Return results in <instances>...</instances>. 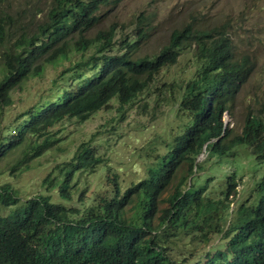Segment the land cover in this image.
Masks as SVG:
<instances>
[{"label": "trees", "instance_id": "obj_1", "mask_svg": "<svg viewBox=\"0 0 264 264\" xmlns=\"http://www.w3.org/2000/svg\"><path fill=\"white\" fill-rule=\"evenodd\" d=\"M118 2L53 0L45 16L32 23L34 33L23 32L15 37L10 36L8 30V25L15 19L0 9V109L13 104V91L31 78L40 76L45 71V63L62 66V61L68 60L73 49L86 51L88 44L83 38L67 43L68 39L77 32L82 35L99 25L101 10ZM221 34L222 45L217 47L211 56L214 58L207 63V72L214 65V69H224L229 74L233 70L231 55L235 49L232 41L223 32ZM112 37L111 29L99 32L95 42L101 50H97L96 56L85 61L83 54L75 66L76 72L64 70L61 79L53 82L54 88L50 92H44L14 122L0 129V161L13 151L18 150L22 154L10 169L7 168L11 176L17 170H30L33 161L40 160L51 151L62 153L64 158L61 176L51 174L41 182L42 197L29 200L26 206L23 205L24 209L18 208L8 216L0 215V264H110L111 259L127 260L129 264H154L149 256L132 254L129 240L138 228L133 220L143 219L137 216L136 199L150 213H159L156 202L171 184L169 170L154 174L135 190L125 193L118 190L117 204L112 212L99 215V221L84 226L82 232L76 229L79 222L70 219L71 209L57 205L50 193L43 194L58 186L61 197H70L73 175L93 161V150L84 144L74 159L63 156L66 150L60 147L73 137L72 131L75 132L76 127L79 129L96 113L107 110V102L114 98L118 99V114H121L148 87L145 80L130 79L110 70L102 49ZM175 55H167L157 65L173 62ZM91 59L97 63L86 72L85 66L91 64ZM94 71L97 74H93ZM76 83L83 86L78 92ZM200 93L197 91L196 95ZM72 120L79 124L54 131ZM178 157L182 158L179 154ZM2 175L0 173V177ZM185 187V184L177 186L167 198L169 207L163 211L161 220L167 224L168 230L174 232L173 237L179 235L184 238L196 230L202 239L208 241L216 233L218 221L227 212L226 200L217 201L207 196L206 188L201 190L191 186L183 189ZM19 195L11 182L0 183V209L16 206L20 202ZM230 195L228 192L226 197ZM128 211L133 212V220L127 218ZM233 223L236 224L234 230H239V233L231 241V252L243 264L256 263L257 257L264 254L262 207L241 204ZM161 255L163 264H181L177 260L170 262L165 249ZM217 257L223 258L221 249Z\"/></svg>", "mask_w": 264, "mask_h": 264}, {"label": "rangeland", "instance_id": "obj_2", "mask_svg": "<svg viewBox=\"0 0 264 264\" xmlns=\"http://www.w3.org/2000/svg\"><path fill=\"white\" fill-rule=\"evenodd\" d=\"M52 2L53 0H0V9L8 17L15 19L8 25L9 35L15 37L23 32L34 33L35 27L32 23L45 16ZM142 11L157 14L158 20L149 37L140 42L137 56L158 53L168 43L171 31L186 24L214 28L226 26L231 22L233 27H239L240 33L245 29L244 35L251 29L260 41L248 51L253 74L232 104L235 133L240 132L247 113H259L264 109V0H122L119 6L103 11V20L87 38L115 25L118 27L115 44L117 48L122 49L135 33L137 16ZM236 46L239 50L242 48L239 43ZM92 53L93 50L88 55ZM79 60L80 55L73 53L67 61H62V66L45 63V71L40 76L31 78L21 88L14 90L13 104L4 110L0 109V129L14 122L44 92H50L54 88L53 82L61 79L63 70ZM193 71L194 61L190 55L183 54L178 65L163 70L146 94L137 98L121 114H118V104L111 103L109 109L96 113L84 122L85 124H81L79 129L76 127L77 130L72 131L73 137L63 142L60 147L66 150L63 156L70 159H73L83 143L94 146L104 158L109 171L97 169L98 166L75 174L73 184L76 186L71 190L73 199L67 202L69 207L78 210L75 219L85 217L88 208L97 204L95 198L112 189L115 184L114 174H117L116 183L125 190L147 177L149 168L154 167L167 152L186 123L179 113L178 103L184 85ZM77 124V120H72L59 125L54 131ZM21 155V151H13L0 161V173H3L0 183L11 182L18 189L23 204L24 200L42 193L41 182L48 176H61L60 169L64 158L62 153L51 151L40 160L33 161L30 170H17L13 173L14 176H11L7 168L10 169ZM187 168L178 174L176 181L182 179ZM229 168L226 160L220 161L214 185L224 183L232 171ZM215 173L209 172L211 176ZM247 174L253 175L250 168ZM206 180L205 176L195 179V188H202ZM175 185L176 183L166 192L164 198L173 193ZM253 185L254 182L247 179L246 183L239 187L241 194L237 191L236 199L239 196L246 199ZM47 193L52 195L54 202L62 201L58 190L51 189L43 194ZM9 211L10 208L0 209L3 215ZM196 240V235L192 234L177 240L172 250L173 258L181 263L189 258L195 261L198 257L195 254ZM204 251L202 244L197 245L198 254Z\"/></svg>", "mask_w": 264, "mask_h": 264}, {"label": "clouds", "instance_id": "obj_3", "mask_svg": "<svg viewBox=\"0 0 264 264\" xmlns=\"http://www.w3.org/2000/svg\"><path fill=\"white\" fill-rule=\"evenodd\" d=\"M118 1L116 5L111 4L101 10L102 20L105 16L103 11L110 7L119 6L122 0ZM157 20V14H149L146 11H142L137 16L135 33L122 49L116 47L115 35L118 32V27L113 25L110 27L113 31V37L102 51L108 58L111 71L127 76L130 79L139 78L147 82V89L138 98L146 94L150 85L163 70L178 65L183 54L190 55L194 61V71L192 76L186 81L178 103L179 113L186 121L183 130L176 136L167 152L158 160L156 165L149 168L147 177L122 190L116 183L115 177H117V174H114L113 182L115 184L112 189L107 190L99 198H95L97 204L88 208L85 217L77 220L74 216L78 213V210H74V208L67 205V202L73 199L71 190L76 186V184H73L75 174L80 171L95 169L98 166L99 168L97 169L109 172L104 158L96 151V148L88 143H83L85 147L93 150V161L91 165L80 169L73 175L69 188L70 197H61L58 186L52 189L58 190L59 197L62 200L55 203L64 205L72 210L70 219L74 222H79L76 229L82 232L84 226L88 227L91 222H98L97 218L99 215L105 216L112 212L117 204L118 190L122 193L135 190L136 187H142L144 183H147L154 174L169 170V181L171 184L156 202L160 212L157 214L150 213L142 207L137 199V216L143 219L140 221L137 219L133 220L131 217L134 215L133 212H127V218L138 225L137 230H134L133 236L129 240L131 253L138 257L149 256L153 259L154 264H163L161 254L164 249L170 262L176 260L172 256V250L175 242L182 239L179 235L173 237L172 234L174 232L168 230L167 224L161 220L163 211L169 207L167 198L174 193L177 186L185 184L186 187L183 189L191 186L195 187V179L205 176L207 178L205 185L198 189L206 188V195L217 201L226 200L228 205L227 212L218 221L216 233L211 235L208 241L202 239L201 234L196 230L192 231V235L197 237L195 254L198 257L195 261L193 258H189L183 263L180 260L177 261L181 264H243L230 250L232 239L239 233V230H234L236 224L233 223V218L241 204H257L262 207L264 215V109L259 113H247L240 132L236 134L232 104L241 88L248 83L253 74V66L248 51L252 50L260 40L251 29L248 30V34L244 35L245 29L240 33L239 27H233L231 22L226 26H216L214 28L194 27L192 24H186L171 31L168 43L158 53L137 56L136 51L140 42L149 37L155 29ZM97 27L98 25H95L88 32L82 33V35L77 32L68 39L67 43L83 38L88 44L86 51L79 52L73 49L71 54H79L80 59L84 54L85 61L90 60L92 56H96L100 47L95 42V39L101 31H98L91 38H87V35ZM221 32L232 41L235 49V53L231 55L233 70L229 74L224 69H214V65L207 72V63L214 58L211 56L217 47L222 45ZM237 43L242 47L240 50L236 46ZM92 50L93 53L88 55ZM172 54H176L173 62L157 65L159 61L163 62L167 55L172 56ZM77 63L78 61L73 66H70L71 68L67 67L65 70L71 73L76 72L78 70L75 69ZM95 63L97 62L91 59V64L85 66L86 72L92 70ZM93 74H97V71H94ZM193 87L196 88V92L200 91L201 93L199 95H196V92L193 93ZM81 88L83 86L76 83V91L78 92ZM114 102L118 104L119 108L120 104L117 98L107 102L109 108L111 103ZM178 154L182 158H179ZM222 160L227 161L228 167L232 171L224 183L218 186L213 183L217 180L218 166ZM186 167L188 168L182 179L176 181L178 174ZM248 168L252 170L253 175L247 174ZM151 170H154V172L150 173ZM210 171H215V175L211 176L209 174ZM247 179L254 182L249 196L246 199H242L240 196L236 199L238 192L241 194L239 187L244 185ZM174 183L176 185L173 193L164 198L166 192L174 186ZM99 184H101L100 181ZM228 192L231 195L227 198ZM39 197H42L41 194L24 200L23 204H21L22 198L20 196V202L16 206L9 207L10 211L8 214L3 215L0 213V215L8 216L18 208L24 209L23 205L26 206L29 200H35ZM164 205L166 207H163ZM262 234L264 236V228ZM199 244H202L205 250L201 254L197 253V245ZM220 249L223 251V258L217 257ZM109 263L129 264L127 260L119 261L114 259H111ZM254 264H264V254L259 255Z\"/></svg>", "mask_w": 264, "mask_h": 264}]
</instances>
